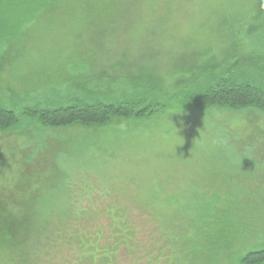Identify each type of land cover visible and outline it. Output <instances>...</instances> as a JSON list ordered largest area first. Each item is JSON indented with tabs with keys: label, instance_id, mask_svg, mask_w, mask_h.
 <instances>
[{
	"label": "rangeland",
	"instance_id": "rangeland-1",
	"mask_svg": "<svg viewBox=\"0 0 264 264\" xmlns=\"http://www.w3.org/2000/svg\"><path fill=\"white\" fill-rule=\"evenodd\" d=\"M263 12L264 0H0V109L15 117L0 129V212L29 215L19 242L36 264H101L76 245L101 253L126 227L120 209L145 249L130 264H191L215 212L264 249V113L194 103L222 78L264 89ZM81 98L148 112L51 128L29 111Z\"/></svg>",
	"mask_w": 264,
	"mask_h": 264
},
{
	"label": "trees",
	"instance_id": "trees-1",
	"mask_svg": "<svg viewBox=\"0 0 264 264\" xmlns=\"http://www.w3.org/2000/svg\"><path fill=\"white\" fill-rule=\"evenodd\" d=\"M257 57L260 58L258 60L259 68H264V57ZM246 81L241 85H237L232 83L231 80L222 78L217 81L219 83L214 89H208L202 94L196 95L200 98L197 103L194 100V103L196 106L236 108L242 111L258 110L264 113V89L261 90L260 87L259 89L255 85L250 84L251 82ZM139 99L141 98H137L135 101L138 102ZM88 101L83 98L78 99L75 106L67 109L58 108L57 110L52 109L42 112L29 111L33 112L32 114H35L38 118L43 119V124L46 126L51 125V128H55L57 127L56 125H61L60 123L63 122L67 124L69 121L86 126H97L109 122L112 118L127 117L129 113L135 112L134 116L140 117L143 112H148L146 108L134 110L124 104L118 106L104 103L91 105ZM14 123V115L10 111L6 112V110L0 109V129L7 130ZM9 215L6 211L0 212V245L2 244L5 247V257L9 261L8 264H36L33 259L36 255L35 252L31 253L19 242L21 240L20 237L25 236L22 228L26 225L27 219H30L29 215L22 213L21 215L26 218L19 220V223L15 221L9 222ZM117 215L119 217L125 216L124 219L128 220L125 224L126 227L117 229L112 234L111 240L105 241L106 246L101 253L96 250L97 245H92L89 239H84L82 242L77 243V249H82L85 257L95 259L90 257L94 253L97 261L99 259L101 264H130L145 258L143 256L145 249L137 238V231H141V229H138L132 223L129 219L131 217L130 213H126L125 210L120 209L117 211ZM216 215L217 213L215 212L213 216H210L208 223H205L204 226L200 225L202 233L198 235L201 236H197L193 240L191 250L188 253L191 257V264H264L263 246L248 247V239H252V237L250 238V234L247 233V228L237 225L236 227L239 228L235 227L236 229H232L233 226H227ZM153 240L155 239L153 238ZM254 240H258V238L254 236ZM16 248L17 251L14 253L13 250ZM149 250L152 251L151 248Z\"/></svg>",
	"mask_w": 264,
	"mask_h": 264
},
{
	"label": "clouds",
	"instance_id": "clouds-1",
	"mask_svg": "<svg viewBox=\"0 0 264 264\" xmlns=\"http://www.w3.org/2000/svg\"><path fill=\"white\" fill-rule=\"evenodd\" d=\"M179 112H181V110L180 109H172L171 110V113H179ZM176 129V128H175ZM176 134H177V129H176ZM178 145V144H177ZM176 146V145H175Z\"/></svg>",
	"mask_w": 264,
	"mask_h": 264
}]
</instances>
